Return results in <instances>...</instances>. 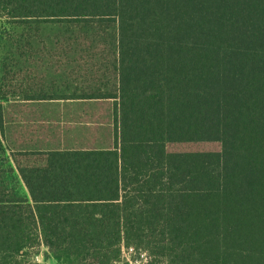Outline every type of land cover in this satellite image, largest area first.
<instances>
[{"label":"trees","instance_id":"16d2710c","mask_svg":"<svg viewBox=\"0 0 264 264\" xmlns=\"http://www.w3.org/2000/svg\"><path fill=\"white\" fill-rule=\"evenodd\" d=\"M2 20L115 25L117 84L78 96L114 99L110 147L15 162L27 196L0 198V264H41L24 257L39 244L58 264L129 246L147 264H264V0H0Z\"/></svg>","mask_w":264,"mask_h":264},{"label":"rangeland","instance_id":"374dc122","mask_svg":"<svg viewBox=\"0 0 264 264\" xmlns=\"http://www.w3.org/2000/svg\"><path fill=\"white\" fill-rule=\"evenodd\" d=\"M115 48V25L107 22L19 28L0 21V58L5 63L0 70V198L27 196L15 162L38 163L37 152L52 148L111 146L114 99L78 96L115 92ZM20 88L42 89L47 99L27 101ZM24 151L32 154L19 155ZM24 253L27 262L58 264L42 244Z\"/></svg>","mask_w":264,"mask_h":264},{"label":"built area","instance_id":"2783aa9c","mask_svg":"<svg viewBox=\"0 0 264 264\" xmlns=\"http://www.w3.org/2000/svg\"><path fill=\"white\" fill-rule=\"evenodd\" d=\"M134 257V259L132 258ZM146 252L142 250H136L134 247H122L120 260L123 261V264H144L148 260Z\"/></svg>","mask_w":264,"mask_h":264}]
</instances>
